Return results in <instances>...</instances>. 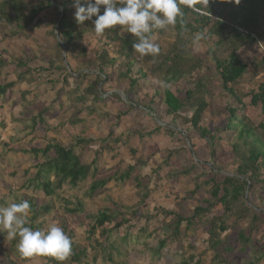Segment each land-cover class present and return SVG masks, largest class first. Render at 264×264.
<instances>
[{
  "label": "rangeland",
  "instance_id": "374dc122",
  "mask_svg": "<svg viewBox=\"0 0 264 264\" xmlns=\"http://www.w3.org/2000/svg\"><path fill=\"white\" fill-rule=\"evenodd\" d=\"M23 1L28 10L38 3V0ZM75 13L70 14L71 18L75 17ZM60 15L58 10L43 11L22 35L15 38H4L8 31L5 27L0 28L1 57L6 63L2 68L0 67V84L15 83V87L8 95L0 97V202L10 204L14 202L11 195L27 194L36 197L39 205L44 203L46 200L40 194L20 189L24 183L34 177V166L40 162L34 158L31 150L43 149L50 142H58L67 147L72 144L74 137L80 136L93 141L85 151L77 150V154L80 155L83 164H91L97 159L98 173L95 181L106 179L116 171H125L130 166L135 167L132 178L123 184L111 182L93 198H88L86 195L93 182L92 178H89L76 190L65 187L59 196L70 200L75 198L82 200L86 212L90 214L112 208L114 203L124 208L138 210L150 219L138 218L131 224L130 229H121L110 236L109 241L115 244V251L92 250L89 247L94 241L88 239L91 222L87 220L85 214L67 215L58 200L53 199L51 213L38 220L39 223H43L41 230L46 231L52 223H58L64 231L73 234V240L79 247L88 248V262L95 258L96 264H180L191 255L196 257L195 261L209 264L212 255L207 252L208 226L205 225V220L217 215L221 210L220 207L210 216L204 217L200 224L188 232L185 231V223H183L180 247H177V242L168 240L160 261H153L151 258V248L159 241L168 239L172 233L169 225H172L174 219L172 216H165L164 211L176 212L188 217L200 201L208 197L206 191L209 187L198 191L193 197L190 195L194 190L196 178L202 172H210L212 167L211 147L185 122L194 111H183L175 121L167 116L162 101L164 86L160 80L150 75L146 78L138 77L137 94H125L129 85L127 81L119 80L118 66L106 71V75L112 77L110 81H107L104 75V81L98 85L103 102L93 104L89 99L85 106L77 103L71 93L80 86L77 92L81 94L95 81L94 76L98 73L94 68L85 69V66L87 62L96 60L104 45L96 35L88 34L75 50L66 51L64 63L63 48L60 59V52L56 48V44H59L57 35L51 34L54 28L56 34L54 23L57 24ZM256 31V43L239 51L241 61L249 67L248 73L236 86V89L243 93L256 90L264 83L262 64L264 17L261 28ZM155 35V42L165 48L164 50L176 37L172 31H168L165 37ZM213 41L211 37L203 36L199 42L193 40L190 48L193 53L203 56L207 63L206 76L210 84L206 99L209 109L204 115L202 124L215 134L217 129L222 130L225 127L224 110L231 100L228 94L223 92L217 77H214L213 63L207 56V50ZM117 47L118 44L110 46L111 55ZM82 50L86 51V57H81L80 61L78 58ZM50 60L57 62L60 60L65 67L67 64L66 70L71 75L67 79V84L63 82L66 74L50 68ZM19 61L25 65L19 67ZM256 66L259 67L256 69ZM255 71L258 75L254 74ZM82 72L90 76L79 79ZM21 74L25 75L22 81L18 78ZM198 76L199 73H194L179 84L168 87L174 94L178 91L185 92L192 87ZM113 95L119 96L120 99ZM245 103H249V100L246 99ZM129 104L135 107L134 110L118 120L117 116L120 113L129 110L127 106ZM89 107H94L92 113L88 110ZM40 113H44V124H39L32 131L30 128L32 119H37ZM246 116L257 125L264 122L258 108L248 107ZM72 122L77 123L73 126ZM168 129H171L173 134L169 133ZM149 133L153 134L150 136ZM105 140L107 141L104 142ZM233 143V138L228 136L216 141L219 145L216 161L222 170L221 174L233 175L237 169ZM142 163L145 165L141 166ZM193 163L199 167L198 171L193 170L189 175H180L184 169H190ZM135 178L142 183L141 188L137 187ZM204 181L206 179L198 180L199 183ZM146 193L148 198L142 205L140 202ZM247 203L250 205L249 201ZM235 233V230H232L224 236L234 237ZM253 238L257 249L264 253V227L263 231L253 235ZM96 239L104 248L107 247L106 239L100 234ZM11 241L8 238L0 241V264H12L16 261V256L10 250ZM236 250L239 251L240 248L236 247ZM110 255L112 262L108 260ZM250 259L251 250L248 249L243 254L236 253L227 260L230 264H245ZM17 264L47 263L40 255H36L29 261H18Z\"/></svg>",
  "mask_w": 264,
  "mask_h": 264
},
{
  "label": "trees",
  "instance_id": "16d2710c",
  "mask_svg": "<svg viewBox=\"0 0 264 264\" xmlns=\"http://www.w3.org/2000/svg\"><path fill=\"white\" fill-rule=\"evenodd\" d=\"M52 1L62 9L58 36L67 52L75 50L86 35H96L93 31L95 17L86 20L83 24H78L75 17L71 18L70 14L76 12V0H38V3L31 6L29 10L23 0H0V28L5 27L8 31L4 38H15V36L22 35L45 10L53 9L57 12L58 9L53 7ZM122 2L123 0H117L118 5ZM180 3L184 12L183 17L178 18L177 22L166 30H155V34L159 37H165L168 31H172L176 35L175 40L167 46L166 50L160 46V52L156 56H139L132 48V44L136 42L137 38L126 31H122L119 26L106 30L103 36L96 35L98 40L103 43L104 48L95 61L87 62L85 69L94 68L98 74L94 76L95 81L87 86L81 94L77 92L80 88L78 86V89L73 91L71 95L82 106H85L89 99L92 100L93 104L103 102L104 99L98 85L104 81V75L107 81L112 79L111 75H106V71L116 66L119 68V80L127 81L129 85L128 91L124 92L125 94L138 93V77L146 78L150 75L160 80L164 86L162 101L167 116L172 117V120L175 121L183 111H194L185 122L194 131H197L200 137L206 140L211 147L212 167L210 172H202L196 178L194 190L190 192L191 197L198 191L209 187L206 191L208 197L200 201L190 216L184 217L176 212L164 211L165 216H172L174 219L172 225H169L172 233L168 239L159 241L155 247L151 248V258L153 261H160L163 251L167 248L168 240L177 242V247H180L179 240L183 223H185V231L188 232L200 224L204 217L210 216L216 208L220 207L221 210L217 215L205 220V225L208 226L207 252L212 255L209 264H230L228 258H232L236 253L243 254L248 249L251 250V259L245 264H261L264 262V253L257 249L253 235L259 234L264 227V122L257 125L246 116V111L248 107L258 108L264 119V83L260 84L256 90L247 93L238 91L236 86L239 85L249 70V67L241 61L239 51L256 43V39L251 34L255 35L256 30L262 26L264 0H191L192 7H188L184 0H180ZM79 4L87 7L84 0H79ZM193 7L208 14L215 13L218 20L212 21L207 16L197 14L192 10ZM103 11L104 8L101 6L100 14ZM55 26L56 22L54 23ZM235 27L243 28L250 34H242ZM54 29L51 33L53 36L56 35ZM197 33L204 37L209 36L214 40L207 50V56L211 58L213 63L214 77H217L223 92L228 94L231 100L224 110L226 115L225 127L222 130L217 129L215 134L209 127L202 124L204 115L209 109L206 96L209 94L210 81L206 76L207 63L205 59L203 56L193 53L190 48ZM114 44H118V47L113 50L111 55L109 48ZM56 48L60 52L61 59L62 46L56 44ZM1 54L0 51V67L2 68L6 63ZM81 57H86L85 50H82L78 60L81 61ZM49 62L50 68L63 71L66 74L63 82L67 84V79L71 75L62 62L60 60L59 62L55 60ZM262 64L264 65V55ZM24 65L21 61L18 62L19 67ZM258 67L256 66V69ZM135 69L138 70L135 71ZM194 73H199V76L187 91H178L177 94H174L168 87L172 84H179ZM254 74L258 75L256 71ZM89 76L88 73L82 72L79 79H86ZM24 77L25 75L21 74L18 78L22 81ZM14 87L15 83L0 84V97L8 95ZM64 92L67 91L64 90ZM113 97L120 99L117 95H113ZM246 99L249 100L247 104L245 103ZM127 106L129 110L120 113L117 116L118 120L128 115V112L135 108L132 104ZM88 110L92 113L94 107H89ZM142 113L144 114L143 111ZM40 114L37 119H32L30 125L32 131L39 124H44V113ZM76 123L72 122L71 125L75 126ZM167 131L173 134L171 129ZM152 134L149 133L150 136ZM225 136L232 137L234 140L232 147L237 169L233 175L221 174L222 170L216 161V155L219 151V145L216 144V141L223 140ZM92 142L77 136L72 139V144L67 147L58 142H50L43 149H32V155L40 162L34 166V177L24 183L20 189L38 193L46 201L39 205L36 197L27 194L21 196L14 194L11 197L17 203L24 200L30 203L27 226L33 230H41L43 223H39L38 220L51 213L53 199H57L67 215L85 214L87 220L91 222L88 239L89 241L93 240L94 244H90L89 248L115 251V244L109 241L110 236L121 229H130L131 224L136 219L144 218L145 216L140 211L113 203L112 208L90 214L86 212L82 200L78 198L70 200L59 196L65 187L76 190L89 178H92L93 182L86 195L88 198H93L97 192L104 190L111 182L123 184L131 180L135 169L132 166L125 171H116L106 179L95 181L98 173L97 159H94L91 164H83L80 155L77 154V150L85 151ZM144 165L142 163L141 166ZM198 168L196 163H193L190 169H184L180 175H189L193 170L198 171ZM200 179H206V181L199 183L198 180ZM135 181L137 187L141 188L140 180L135 178ZM247 190L248 195L246 197ZM146 198H148V193L144 194L140 204L143 205ZM6 205L8 204L4 201L0 202V206ZM145 219L149 220L150 217H145ZM241 224L244 225L241 226ZM232 230L236 232L234 237L224 236ZM65 233L72 240V254L68 259L58 261L53 257L40 255L41 258L47 264H96L95 258L88 262V248L79 247L73 240L71 232L65 231ZM98 234L106 239V248L96 239ZM5 238H7V232L2 230L0 241ZM11 243L10 250L16 256V261L12 264H17L18 261H29L33 257H24L18 253L16 249L18 238L12 240ZM236 247H239L240 250L237 251ZM108 260L113 261L111 255ZM195 260L196 257L191 255L180 264H203L201 261Z\"/></svg>",
  "mask_w": 264,
  "mask_h": 264
},
{
  "label": "clouds",
  "instance_id": "9594fccd",
  "mask_svg": "<svg viewBox=\"0 0 264 264\" xmlns=\"http://www.w3.org/2000/svg\"><path fill=\"white\" fill-rule=\"evenodd\" d=\"M87 7L80 6L76 0L75 20L83 24L95 17L93 31L103 36L106 30L117 26L137 40L132 44L133 50L141 57L156 56L160 46L156 43L155 30H166L184 15L180 0H84ZM192 7L191 0H184ZM101 6L104 11L100 14ZM199 11L198 8H192ZM203 39L197 33L194 42ZM30 203L27 200L0 206V230L7 232V238H18L16 249L21 256H50L58 261H65L72 254V240L56 222L47 230H33L28 225Z\"/></svg>",
  "mask_w": 264,
  "mask_h": 264
},
{
  "label": "built area",
  "instance_id": "2783aa9c",
  "mask_svg": "<svg viewBox=\"0 0 264 264\" xmlns=\"http://www.w3.org/2000/svg\"><path fill=\"white\" fill-rule=\"evenodd\" d=\"M194 12H196L197 14H199V15H201V16H207V17H209L212 21H214V20H218V18H217L216 15L208 14V13L203 12V11H200V10H199V11H194ZM235 29H236L237 31H239L240 33H242V34H245V35L250 34L249 31H247V30H245V29H243V28L235 27ZM251 36H252L254 39L257 40L256 35L251 34Z\"/></svg>",
  "mask_w": 264,
  "mask_h": 264
},
{
  "label": "water",
  "instance_id": "95a60500",
  "mask_svg": "<svg viewBox=\"0 0 264 264\" xmlns=\"http://www.w3.org/2000/svg\"><path fill=\"white\" fill-rule=\"evenodd\" d=\"M52 5L53 6H55L56 8H58V6L54 3V2H52ZM60 8V7H59ZM58 8V11H59V13H61L62 14V9L60 8L59 9ZM60 19H61V15H60V17H59V20H58V22H57V24H56V35H57V39H58V42H59V44L62 46V48H63V54H62V57H63V60H64V63L66 62V48L63 46V44L60 42V40H59V36H58V29H59V22H60ZM66 65V67H67V64H65ZM68 68V67H67ZM249 188H250V184H249V186H248V190H249ZM248 190H247V192H246V197H247V195H248Z\"/></svg>",
  "mask_w": 264,
  "mask_h": 264
}]
</instances>
